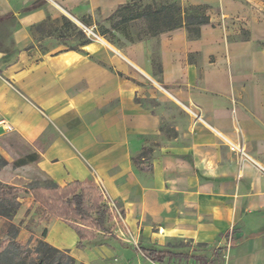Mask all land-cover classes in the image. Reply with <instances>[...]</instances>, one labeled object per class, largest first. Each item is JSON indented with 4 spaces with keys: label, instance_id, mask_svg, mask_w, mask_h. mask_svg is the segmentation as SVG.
Listing matches in <instances>:
<instances>
[{
    "label": "crops",
    "instance_id": "crops-1",
    "mask_svg": "<svg viewBox=\"0 0 264 264\" xmlns=\"http://www.w3.org/2000/svg\"><path fill=\"white\" fill-rule=\"evenodd\" d=\"M125 1L0 0V16L10 14L0 23V155L11 159L2 143L14 139L52 187L78 181L101 190L121 207L128 232L153 244L141 250L195 252L215 264L221 254L210 250L229 247L230 238L223 264H264V0H217L195 41L183 28L160 35L159 82L153 39L52 51L33 44L31 27L47 18L105 19ZM159 86L197 117L184 129H167L145 108ZM144 150L147 171L132 162ZM54 221L47 243L75 259L78 236ZM174 241L209 256L175 250Z\"/></svg>",
    "mask_w": 264,
    "mask_h": 264
},
{
    "label": "trees",
    "instance_id": "trees-1",
    "mask_svg": "<svg viewBox=\"0 0 264 264\" xmlns=\"http://www.w3.org/2000/svg\"><path fill=\"white\" fill-rule=\"evenodd\" d=\"M211 8L206 3H194L183 5L179 0H126L107 18L102 19L108 24L105 28L100 26L96 31L101 37L105 38L112 45L123 47L118 44L115 36L125 40L124 44H134L140 41L155 40L152 48L151 61L153 66V75L159 82V73L161 64L159 61V53L157 47V39L160 35L166 34L173 30L183 28L186 31L187 39L195 41L200 37L202 26H206L210 22L208 10ZM10 14L0 16V23L7 21ZM62 22L63 30L74 27L73 29L82 38L81 46L89 44L81 30H77L74 24L65 17L51 20L52 22ZM50 21V20H49ZM44 23V22H43ZM87 25L85 22H83ZM43 25L37 24L36 27ZM137 28V29H136ZM241 40H248L249 34L241 31ZM75 50L74 48H68ZM189 60V58H188ZM165 89L164 86H162ZM160 130H163L161 125ZM167 134V132H166ZM146 154L143 151L141 156L132 158L134 165L140 170H150L149 166H141L140 159ZM35 160V156L27 155L25 159H19L16 165L22 166L25 163ZM6 161L0 156V166ZM19 196L31 197L33 203L41 208L43 217L47 219H59L64 222L71 230H74L78 236V242L75 247L83 249L84 243L94 241L96 234L101 233L113 238L111 226V214L106 205L103 192L93 186H84L78 181H72L65 186H57L53 188H30L29 190L14 186L5 187L0 185V201L4 200L5 205L1 209L0 214V264H81L77 263L68 253L57 250L46 241L39 240L34 247L28 248L16 240L20 227L11 223L13 216L18 210ZM45 232L42 237H45ZM1 241V240H0ZM5 243V244H4ZM206 245H202V247ZM196 249H194L195 251ZM226 248L217 247L211 249L213 256L225 252ZM140 251L151 262L163 263L170 260H195L199 263L212 264L213 260H206L204 257L195 254H186L183 252H170L166 250L143 249Z\"/></svg>",
    "mask_w": 264,
    "mask_h": 264
},
{
    "label": "rangeland",
    "instance_id": "rangeland-1",
    "mask_svg": "<svg viewBox=\"0 0 264 264\" xmlns=\"http://www.w3.org/2000/svg\"><path fill=\"white\" fill-rule=\"evenodd\" d=\"M179 2L184 6L190 4L189 2L184 3L181 0H179ZM196 2L209 4L211 8L208 10V14L211 11L217 12L219 10V1L217 0H196ZM78 21L79 22H71L77 30L82 31V34L87 39L108 42L96 32L100 26L105 28L108 26V24L102 21L101 15L98 12H94L92 16L86 14L82 15ZM43 22V25L34 28L37 26L36 25L30 29L31 37H33V44L37 48L39 47L41 51H52L55 48H81L82 38H80V35H78L73 29L74 27L66 28L65 31L63 30L64 27H62V22L60 20L52 22L47 18ZM114 38L118 39V44L125 45V40L121 37L115 36ZM228 38L229 40H236L238 37L229 36ZM154 45L155 40L152 41V47ZM115 47L121 48L118 46ZM154 90L157 92L158 96L151 99H145V108L160 115L162 124L167 129L176 126L184 129L188 124L189 119L195 120L197 118L195 117V114L189 112L184 106L173 101V99L168 96L166 90L162 87H155ZM167 136L169 138L170 135L168 134ZM2 144L6 148H8L7 146H10L8 151L11 152V159L8 154H4L5 158L0 155L6 161L5 164L0 166V185L5 187L19 186L29 190L30 188L40 187L39 185L45 184L47 186L44 188H53L47 180L38 177L36 171H34L32 166L29 165L31 162L25 163V165L22 166L15 164L17 160L25 159L27 157V151L24 146L14 139L13 141L6 143L3 142ZM17 202L19 203L18 210L11 220V223L20 227L16 240L23 245L27 244L29 249L34 247L39 240L47 242L46 235L50 227L56 223L54 219L43 217L41 208H38V205L32 202L30 196H19ZM4 205L5 201H0V214ZM114 206L116 210L113 213V218L111 216L112 221L109 223V226H111V232L116 239L97 233L94 241L84 243L83 251L81 253H75V261L78 262V259H81L87 264H150L148 261L143 260L139 253V249H141L140 247H153V244L145 241L142 235L137 236L129 233L124 225V217L121 207L117 204H114ZM44 232L46 233L45 237H42ZM4 239L5 238L2 236L0 242L4 241ZM232 242L233 241L229 242V247H231ZM171 246H173V249L175 250L186 249L187 247L195 248L197 251H200V253L204 252L205 256H209L208 252L195 246L189 241L186 243L174 241ZM229 247L226 248L223 254L215 258V264H223V256L228 252Z\"/></svg>",
    "mask_w": 264,
    "mask_h": 264
},
{
    "label": "built area",
    "instance_id": "built-area-1",
    "mask_svg": "<svg viewBox=\"0 0 264 264\" xmlns=\"http://www.w3.org/2000/svg\"><path fill=\"white\" fill-rule=\"evenodd\" d=\"M105 201H106V205H107L108 208H109V212H110V214H111V216H112V218H113V213L115 212L116 208H115V206H114V204H113L112 202H109V201H107V200H105ZM228 240H229V242H230V238H229Z\"/></svg>",
    "mask_w": 264,
    "mask_h": 264
}]
</instances>
